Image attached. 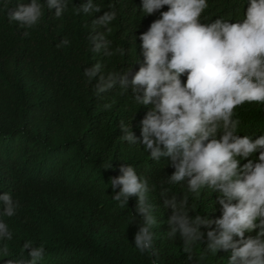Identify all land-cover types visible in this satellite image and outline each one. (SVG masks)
Wrapping results in <instances>:
<instances>
[{
    "label": "trees",
    "instance_id": "16d2710c",
    "mask_svg": "<svg viewBox=\"0 0 264 264\" xmlns=\"http://www.w3.org/2000/svg\"><path fill=\"white\" fill-rule=\"evenodd\" d=\"M30 2L0 0V196L9 193L16 205L9 217L0 201V222L11 233V239L0 237V264H28L29 241L44 247L37 264H229L231 249H207L209 227H201L204 237L191 244L190 253L179 232L169 236L173 210L165 199L174 197L178 208L186 200L182 211L214 221L222 216V193L209 187L193 192L188 178L170 180L172 158L153 159L141 142V121L155 104L141 105L131 84L120 83L124 73L130 81L145 63L141 34L169 6L147 14L143 0H92L101 10L84 13L87 0H67L56 17L47 0H37V24L21 27L9 20V11ZM250 2L207 0L200 23L243 22ZM105 12L115 18L100 22ZM86 69L93 75H85ZM180 79L186 84L187 73ZM232 119L239 121L238 136L264 135V103L245 102ZM121 121L137 144L123 140ZM237 159L242 168L248 160L258 162L259 151ZM128 165L147 182L146 202L156 219L152 251L135 246L143 223L136 213L138 196L123 207L114 199L110 180ZM258 231H245V238Z\"/></svg>",
    "mask_w": 264,
    "mask_h": 264
},
{
    "label": "clouds",
    "instance_id": "9594fccd",
    "mask_svg": "<svg viewBox=\"0 0 264 264\" xmlns=\"http://www.w3.org/2000/svg\"><path fill=\"white\" fill-rule=\"evenodd\" d=\"M165 5L169 8L161 12L162 18L141 34L145 63L130 81L124 73L120 83L124 87L131 84L141 105L155 104L141 121V142L153 159L172 158L175 171L170 180L188 178L193 192L209 187L222 193V216L214 221L200 215L192 218L182 211L186 200L178 208L174 197L165 199L166 208L173 210L168 234L179 232L185 252L190 253L191 244L204 237L201 227H209L208 250L217 253L231 249L229 264H264V135L255 140L238 136L239 121L232 119L234 109L245 102L264 103V0H251L243 22L236 23L222 19L200 23L207 0H143V11L153 14ZM47 6L60 17L68 5L67 0H47ZM81 10L89 13L101 9L87 0ZM41 16L37 0L20 3L8 13L9 20L21 27H32ZM114 18V13L105 12L99 20L107 23ZM185 73L187 82L183 84L180 77ZM85 75L93 72L86 69ZM120 127L123 140L137 144V137L124 121ZM218 132H223L219 139L215 138ZM257 151L258 162L248 160L239 166L237 157L248 158ZM120 170L122 175L110 180L114 199L123 207L130 197L138 196L136 213L143 217V223L135 234V246L141 253L152 251L151 228L156 219L146 202L147 182L131 165ZM0 201L4 202V213L14 215L12 196L5 193ZM257 228L255 237L245 238V231ZM236 236L240 239L234 240ZM0 237L11 239L4 222H0ZM24 248L32 258L28 264L43 258V246L32 247L29 241ZM4 253L7 255L6 247Z\"/></svg>",
    "mask_w": 264,
    "mask_h": 264
}]
</instances>
